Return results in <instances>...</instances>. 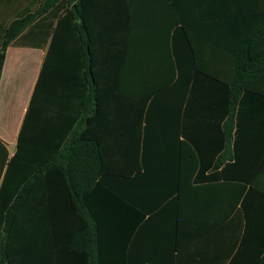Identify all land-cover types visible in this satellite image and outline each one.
Listing matches in <instances>:
<instances>
[{"label":"crops","instance_id":"0c3cea01","mask_svg":"<svg viewBox=\"0 0 264 264\" xmlns=\"http://www.w3.org/2000/svg\"><path fill=\"white\" fill-rule=\"evenodd\" d=\"M42 1L0 0V43L10 24ZM210 1L219 0H73L72 36L63 29L56 65L43 79L65 7L35 20L7 50L0 79V189L30 109L29 126L40 128L42 146L69 129L68 146L101 145L109 163L135 161L136 172L121 181L118 219L112 177L103 176V189L90 192L89 252L97 253L99 217L104 264H264V175L260 192L250 185L264 154V98L241 102L227 145L225 89L191 69L178 74L177 19L218 15ZM199 23L191 34L212 31ZM190 40L198 64L213 60L218 74L223 53L203 38ZM113 147L120 156L113 158ZM47 156L42 150L40 159ZM53 177L43 171L40 187H27V216L18 219L27 227L19 240L32 243L39 236L41 252L51 210L61 207L47 199Z\"/></svg>","mask_w":264,"mask_h":264},{"label":"trees","instance_id":"16d2710c","mask_svg":"<svg viewBox=\"0 0 264 264\" xmlns=\"http://www.w3.org/2000/svg\"><path fill=\"white\" fill-rule=\"evenodd\" d=\"M72 2L73 0H43L34 13L10 24L0 43V79L7 50L14 39L35 20L52 9L58 6L65 7V15L60 19L54 31L41 75L43 79L51 67L56 65V51L58 43L63 38V29L69 36H72ZM208 8L211 11L216 8L219 11L218 15L192 21L184 17L177 19L179 27L177 69L178 74L183 73L185 69H191L195 74H201L225 89L228 107L225 138L227 145H231L235 118L241 102L251 100L250 97L264 98V0L210 1ZM198 23L209 25L212 31L207 35L199 32L191 34L189 29ZM191 37L203 38L204 42L218 47L219 52L223 53L225 57L223 69L218 70V74L215 65L211 66V63L216 64L215 61H204V63L211 62L207 67H201L203 63L198 64L197 51L191 44ZM41 77L34 94V104L40 95ZM29 112L28 120L26 119L19 137L18 150L8 165L0 189V264H94V261L96 264H104L102 232L105 227L101 224L99 217H97L96 227L97 253H93L92 247L91 253L89 252L87 218L91 211L88 201L90 192L94 187L103 189L100 183L103 176L112 177V213L114 219H118L119 205L123 202L121 181L127 180L136 172L135 161L121 163L120 160H112L109 163V160H105L108 155L107 148L101 145L68 146L64 143V139L69 134V129L63 130L61 136L59 135L51 146H42L39 140L40 128L29 126L31 109ZM32 136H37V138L34 139ZM82 139L85 142L89 141L87 131L85 135H82ZM42 150L48 153L45 160L40 159ZM89 153L92 158L89 157ZM111 154L113 158L118 157L121 149L113 147ZM56 155H59V160H55ZM43 171H51L54 175L47 199L52 206L59 201L61 207L59 206L57 211L55 208L51 210V224L46 227L47 239L44 240V248L41 252L39 236L37 239L34 238L32 243L19 240V235H25L27 227H19L18 219L27 216L28 211L24 208L27 200V187L31 185L30 187L39 188ZM263 175L264 154L257 163L255 175L250 182L257 192H260L259 187L263 186L261 180ZM132 209L135 213L136 209ZM131 217L137 219L139 214H131ZM78 219L81 222H78ZM83 219H86V222L82 223ZM113 230L119 233L120 227L115 226ZM29 248L36 253H26Z\"/></svg>","mask_w":264,"mask_h":264}]
</instances>
